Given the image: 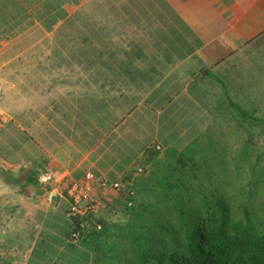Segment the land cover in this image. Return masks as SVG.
<instances>
[{
  "label": "crops",
  "instance_id": "0c3cea01",
  "mask_svg": "<svg viewBox=\"0 0 264 264\" xmlns=\"http://www.w3.org/2000/svg\"><path fill=\"white\" fill-rule=\"evenodd\" d=\"M56 1L0 7V171L39 182L16 203L22 224L39 225L28 254L40 218H63L70 182L126 163L124 177L155 148L227 126L231 102L254 109L264 94V0Z\"/></svg>",
  "mask_w": 264,
  "mask_h": 264
},
{
  "label": "trees",
  "instance_id": "16d2710c",
  "mask_svg": "<svg viewBox=\"0 0 264 264\" xmlns=\"http://www.w3.org/2000/svg\"><path fill=\"white\" fill-rule=\"evenodd\" d=\"M227 108L229 133L241 141L224 143L225 126L215 122L182 148H155L140 183L128 173L122 179L134 193H96L104 203L98 211L70 214L66 190L68 202L58 208L63 218H40L26 264H264V114L241 103ZM0 172L21 192L28 193L27 182L39 184L30 172L23 184L19 173ZM115 199L130 214L126 221L113 219L121 207ZM0 264L13 261L0 251Z\"/></svg>",
  "mask_w": 264,
  "mask_h": 264
},
{
  "label": "rangeland",
  "instance_id": "374dc122",
  "mask_svg": "<svg viewBox=\"0 0 264 264\" xmlns=\"http://www.w3.org/2000/svg\"><path fill=\"white\" fill-rule=\"evenodd\" d=\"M34 2V3H33ZM6 4V6L9 8V14L12 13L10 11L15 12V9H18L16 5H19L23 7V5H26V7L29 8L28 3H33L32 5L36 8V11L38 10H48L53 9L57 7L56 9H60L61 2H58L56 0H0V7L2 5ZM54 3V5H53ZM53 5V6H52ZM260 56H259V58ZM264 69V67H263ZM261 85L258 83V88L261 89L260 93L262 94V90H264V79L261 80ZM257 104L256 107H258L261 114H264V94L261 97L256 98ZM1 104V103H0ZM232 124H236L235 122H232ZM224 127V134H222L221 137L224 139V143L232 142L237 139V133H229V127ZM244 137L247 136V134L243 135ZM241 141L242 137H238ZM259 143H264V136L259 137ZM2 140L0 139V156L6 155L7 153V145L3 144ZM5 145V146H4ZM119 152V151H118ZM120 152H123V150H120ZM126 156H128V150L121 153ZM145 157L147 155H144L142 158L139 159V161H135L134 163L130 164L128 175L129 180L135 179L138 183L141 182L142 179H144L152 170V167L150 164L146 162L145 165L147 167V170L145 168L144 172V165ZM126 164L121 168H116V176L119 177V174L122 173V171L126 170ZM139 168H143V171L138 170ZM142 170V169H141ZM91 171L97 173L98 170L95 168H92ZM99 172V171H98ZM104 174L107 177H110L111 175H114L113 172H107V170H103ZM99 174V173H97ZM5 179L3 177V173L0 172V251H2L5 256L8 259H11L13 261V264H26V260L28 258V251L30 250V244L31 241L29 238L32 236V232L35 233L37 229L39 228L38 224H30L26 223V221L22 224L21 223V217L23 215L28 216L27 210H21L16 207V203L18 199H20V195L22 194L20 190V186H9V187H1L2 181ZM119 179H123V177H119ZM125 179V178H124ZM123 179V180H124ZM97 193L100 197H102L103 194L109 195V197H112L115 192L109 191L108 193H104L102 189L98 188ZM37 195V193H35ZM139 197H141V194L139 193ZM138 197V198H139ZM102 200V199H101ZM115 204L120 205L119 212L114 216L113 219H120V221H126L127 218L130 217V214L126 212L125 208L122 206L123 202L122 199H115ZM2 216V217H1ZM33 216V215H30ZM37 216V215H36ZM121 216V217H120Z\"/></svg>",
  "mask_w": 264,
  "mask_h": 264
},
{
  "label": "built area",
  "instance_id": "2783aa9c",
  "mask_svg": "<svg viewBox=\"0 0 264 264\" xmlns=\"http://www.w3.org/2000/svg\"><path fill=\"white\" fill-rule=\"evenodd\" d=\"M6 82L0 78V102L5 96ZM141 169V168H140ZM97 187L103 192L119 191L123 194H133L134 190L129 188L120 179H111L105 175H97L93 171H87L83 179L73 180L68 188L67 194L71 198L70 214H85L88 210H100L104 206L103 201L97 196ZM131 204V202H129ZM74 237H79L80 233L76 230Z\"/></svg>",
  "mask_w": 264,
  "mask_h": 264
},
{
  "label": "clouds",
  "instance_id": "9594fccd",
  "mask_svg": "<svg viewBox=\"0 0 264 264\" xmlns=\"http://www.w3.org/2000/svg\"><path fill=\"white\" fill-rule=\"evenodd\" d=\"M3 100V99H2ZM2 102V101H1ZM0 102V103H1ZM138 170H140L141 171V169L139 168ZM97 174V173H96ZM97 175H101V174H97ZM110 178V177H109ZM112 179V178H111ZM119 179V178H118ZM121 181H122V179H121ZM71 183V182H70ZM128 187L129 188H132V186H131V183L130 182H128ZM133 189V188H132ZM98 190V189H97ZM134 190V189H133Z\"/></svg>",
  "mask_w": 264,
  "mask_h": 264
}]
</instances>
